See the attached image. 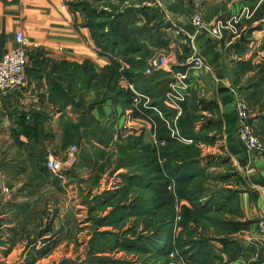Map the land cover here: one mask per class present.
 <instances>
[{
  "label": "crops",
  "instance_id": "obj_1",
  "mask_svg": "<svg viewBox=\"0 0 264 264\" xmlns=\"http://www.w3.org/2000/svg\"><path fill=\"white\" fill-rule=\"evenodd\" d=\"M74 1L76 0H0V58L6 51L18 47L15 40L18 31H21L27 40L28 49L27 84L0 96V143L3 137H6L2 134L5 133L4 129L1 128H6L11 131L9 133H14L13 141L17 144L16 148L20 149L21 158L27 157L26 153L30 151V145L33 146L34 153L30 152L35 158H45L47 154L61 157L64 160L66 175L72 178L73 174L78 178L79 184L87 185L90 197L101 192L95 190L96 186L87 184L90 174L87 177L82 176L88 169L82 157L83 152L87 149L92 158H99L98 164L111 160L112 183L116 187L112 189L106 185V190L114 196L122 186V177L128 171L125 167L116 166L118 157L116 143L132 133H142V140L151 147L157 146L158 140L149 120L142 116H133L129 108H124L120 103H113L111 98L97 102L96 96L101 98L99 95L101 96L105 89L91 87L87 90L72 81L71 93L74 99L82 98V107L94 102L91 115L100 126L110 127L112 134L107 146L98 144L95 139L84 135L76 140L78 142L63 145L65 125L68 121L77 123L79 113L71 103L63 105L60 102L50 101L48 76H62L63 80L69 78L67 72L60 74L59 67L62 61L82 64L87 59L99 72L111 62L112 58H119L111 52L103 54L98 52L85 23L86 15L82 10L75 9L72 5ZM145 2L153 10H159L160 20L165 23L158 28L154 38L156 42L150 45L153 53L147 57L146 62L148 58L158 54L165 55L167 59L165 68L149 75L144 74L145 63L142 72L148 79L146 87L149 93L163 96V104L171 111L164 101V90L162 91V87L157 86V83L161 82L165 85L166 79H169V83L175 72H184L187 69L188 59L192 53L191 46H195L211 68V71L188 70L189 95L185 103L187 107L192 102L198 105V112L203 118L195 122V129L198 132L207 131L210 140L208 143L199 142L198 146L201 150V165L209 175L204 187L207 195L214 198L212 209L216 210L221 206V211H216L221 219L244 223L241 229L226 233V236L236 244V248L238 247L237 251L229 256L226 251L221 252L222 244L214 241L215 252L227 264H263L262 246L256 242H249L247 237L256 231L257 215H264V147L260 151L248 152L240 143L237 138L238 121L234 105L238 97L246 100L256 136L264 140L262 118L264 81L258 85L250 82L252 79L257 80L258 77H255L253 71L243 70L240 67L243 62L258 64L264 61V26L250 31V28L260 21L247 23V19L253 13L249 4L256 1L150 0ZM195 10H199L210 22L216 18L227 19L242 15L239 23L240 35L232 36L224 33L221 38H213L196 31L189 20L190 12ZM246 11L250 14L249 17L245 16ZM158 20L159 18L155 21ZM176 29L180 34H175ZM241 37H244V43ZM120 82L122 85H127L124 79ZM129 87L132 91H137L132 83ZM253 93L255 95H252ZM142 94L149 98V102L152 100L149 94ZM199 100L213 102V105L207 104L206 109H200ZM132 105L136 106L133 100ZM151 107L160 111L157 106ZM26 112L29 113L30 120H34L35 115L37 116L38 131L31 130L29 133L20 131L19 116ZM160 116H162L161 111ZM173 116L169 119L171 120ZM82 130L80 127V132H83ZM73 145L76 146L73 155H66ZM96 151H100L101 155H95ZM250 167L253 170L250 171ZM21 169L22 166H18L17 170L16 168L14 170L22 174ZM94 169L90 167L88 170L94 171ZM35 170L43 173L42 175L51 176L47 169L44 172L40 169ZM183 202L185 203V201L181 203ZM175 211L173 231L178 232L180 228L176 225V221L180 218V206L177 205ZM131 223L132 218L126 222V227H131ZM210 235L218 237L213 226H210ZM220 236H224V232ZM7 237L9 234L3 229L0 232L1 246L6 244ZM16 244L18 243L14 242L9 249L18 248L19 251L22 249L21 253H23L25 246L19 247L20 245ZM3 249H7V244ZM171 252L176 253V251ZM169 254L168 256L172 257ZM180 261L182 263L170 261L169 264H184L181 258Z\"/></svg>",
  "mask_w": 264,
  "mask_h": 264
},
{
  "label": "trees",
  "instance_id": "obj_2",
  "mask_svg": "<svg viewBox=\"0 0 264 264\" xmlns=\"http://www.w3.org/2000/svg\"><path fill=\"white\" fill-rule=\"evenodd\" d=\"M145 1L150 0H76L72 3L75 9L82 10L86 15L85 23L98 52H111L119 58H112L99 72L87 59L82 64L62 61L60 74L67 72L69 78L63 80L62 76H48L50 101L63 105L71 103L79 113L77 123L68 121L65 125L63 145L78 142L76 140L84 135L95 139L98 144L107 146L112 134L110 127L100 126L91 115L94 102L82 107V98L74 99L71 93L72 81L87 90L91 87L105 89L102 95H99L101 98L96 96L97 102L111 98L113 103H120L124 108H129L133 116H142L149 120L158 142L164 143L151 147L142 140V133H132L123 139L119 138L120 142L116 143V166L125 167L128 171L122 177V186L114 196L109 191L92 196L91 202L94 206L90 208V213L93 232L88 240L87 259L83 262L63 259L58 264H169L168 254L171 251H176L177 257H180L184 264H227L216 254L214 241H219L222 244L221 252L226 251L229 256L238 249L226 233L241 229L244 223L221 219L216 214V211H221V206L217 205L216 210L212 209L214 198L207 195L204 187L208 177L200 162L201 150L198 144L208 143L210 140L207 131L198 132L195 129V122L203 118L198 112V105L192 102L187 107L186 103L183 104L182 114L177 118L176 126L179 135L191 139V142H181L171 136L164 120H169L174 113L163 104V96L149 93L147 90L148 79L142 71L147 57L153 53L150 45L156 42L154 38L158 28L165 23L160 20L159 10H153ZM246 1L258 3L249 4L253 13L247 23L260 21L250 28V31L262 28L264 0ZM240 39L244 43V37ZM240 67L253 71L255 77H258L250 82L258 85L264 81V61L258 64L243 62ZM121 79L126 80L127 85H122ZM168 80L167 78V85L157 83V86L164 90L163 94L168 89ZM131 83L138 92L151 96L152 100L146 107L142 102L136 106L132 105L134 93L129 87ZM199 103L200 109H206L207 104L213 105V102L204 100H199ZM151 106H157L162 116ZM36 117L35 115L34 120H27L26 114L21 113L20 131H38ZM262 118L264 119V114ZM80 127L83 132H80ZM94 154L101 155L100 151ZM82 157L88 167H97L99 158H92L87 149ZM98 170L92 183L98 180L103 171ZM204 197L206 198L202 202ZM182 201L185 203H181ZM177 205L180 206V218L176 225L180 229L174 232ZM105 206H111L107 214L101 217L93 214L92 210ZM130 218L131 227L126 228L124 224ZM140 225L142 229H138ZM105 226L116 230L99 229ZM210 226H213L218 237L210 235ZM223 232L224 236H220ZM47 248L32 247L28 250V261L31 260L29 263L36 255L46 252ZM119 252L139 258L134 260L124 256H111ZM107 253L111 255L108 256Z\"/></svg>",
  "mask_w": 264,
  "mask_h": 264
},
{
  "label": "rangeland",
  "instance_id": "obj_3",
  "mask_svg": "<svg viewBox=\"0 0 264 264\" xmlns=\"http://www.w3.org/2000/svg\"><path fill=\"white\" fill-rule=\"evenodd\" d=\"M105 9L109 10L108 7ZM26 119L30 120L28 112H26ZM1 129H4L6 134H2L6 137H3L0 143V232L5 229L9 237L6 240V250L3 249L6 244L0 245V264H28L31 261H28V250L32 247L39 249L43 246L48 247L47 251L39 256L36 255L29 264H58L63 259L85 261L88 240L93 232L90 208L94 206L87 185L79 184L78 178L73 174L72 178L70 176L61 178L51 173V176H48L36 172L35 169L44 172L46 157L35 158L32 154L34 153L33 146L30 145L32 153L27 151V157L21 158L20 149L16 148L17 144L13 141L14 133H9L10 130L6 128ZM259 141L260 148H263L264 140L260 138ZM48 155L51 154L46 156ZM66 155L68 154L66 153ZM57 158L65 168L64 160L61 157ZM111 162V160H105L101 164L97 163L98 168L94 165V171H89L90 167L87 166L88 169L83 172V177L90 174L87 184L96 186V191H107L106 185L108 184L112 189L116 187L112 183ZM101 165H103L102 168H100ZM18 166H22V174L15 172L14 169L17 170ZM98 169L103 170L101 172L103 176L100 174L98 180L92 183ZM251 170H253L252 167H250ZM5 188L7 190H4ZM110 209L111 206H105L92 211H94L93 214L101 217V215L107 214ZM124 226L126 227V223ZM99 229L116 230L111 226L99 227ZM138 229H142V225ZM48 235L49 237H47ZM14 242L18 243L19 247L25 246L23 253H21L22 249L19 251L18 248L10 250ZM107 254L111 255V253ZM111 256L115 258L124 256V258L134 260L139 258L124 252ZM22 257L23 263H21ZM169 259L181 262L177 255L169 257ZM63 264L68 263L64 262Z\"/></svg>",
  "mask_w": 264,
  "mask_h": 264
},
{
  "label": "built area",
  "instance_id": "obj_4",
  "mask_svg": "<svg viewBox=\"0 0 264 264\" xmlns=\"http://www.w3.org/2000/svg\"><path fill=\"white\" fill-rule=\"evenodd\" d=\"M245 16L249 17L248 11L245 12ZM242 15L231 16L227 19L216 18L213 21H208L199 10L193 11L189 20L196 31L205 33L213 38H221L224 33L232 36L240 35L239 23L241 22ZM175 34H180L179 30H175ZM15 40L18 47L6 51L0 58V96L7 92L24 87L28 82V75L26 72L27 67V40L24 38L21 31L16 32ZM192 53L188 59V67L184 72H175L172 75V79L168 83V89L164 94V101L168 107L173 111L174 116L170 120L164 119L168 128L170 129L171 136L182 142H191V139L183 138L179 135L176 126L177 118L182 114L183 104L189 95V73L188 70H205L211 71L210 65L202 57L195 46H191ZM167 59L165 55H154L148 58L144 69V74L149 75L156 70L165 68ZM131 87V85H130ZM133 102L138 104L142 102L143 106H147L149 98L133 90ZM235 110L237 112V138L240 143L245 147L248 152L260 151L261 143L256 136L254 127L250 121V110L246 100L242 97H238L235 100ZM158 111L155 107H151ZM163 144V141L157 142ZM76 150V146L73 145L68 151V155L72 156ZM45 168L54 176L64 178L66 175L63 163L54 155H48L45 158ZM109 185V184H108ZM170 188V186L168 187ZM4 190H7L6 188ZM178 218V216H177ZM256 231L247 237V240L251 243L256 242L262 246L264 254V215L258 214L256 217ZM170 256H175V252H170ZM264 264V260H263Z\"/></svg>",
  "mask_w": 264,
  "mask_h": 264
}]
</instances>
